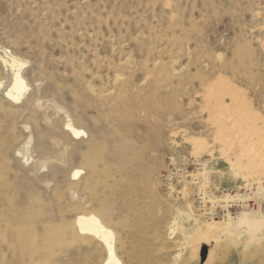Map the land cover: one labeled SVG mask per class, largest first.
<instances>
[{
	"label": "rangeland",
	"instance_id": "rangeland-1",
	"mask_svg": "<svg viewBox=\"0 0 264 264\" xmlns=\"http://www.w3.org/2000/svg\"><path fill=\"white\" fill-rule=\"evenodd\" d=\"M189 156L216 192L256 188L239 217L264 201V0H0V264H102L103 244L75 231L86 212L121 264H264V234L246 242L245 223L204 219L186 187L162 192ZM187 204L234 233H171Z\"/></svg>",
	"mask_w": 264,
	"mask_h": 264
},
{
	"label": "bare ground",
	"instance_id": "bare-ground-1",
	"mask_svg": "<svg viewBox=\"0 0 264 264\" xmlns=\"http://www.w3.org/2000/svg\"><path fill=\"white\" fill-rule=\"evenodd\" d=\"M7 62L10 66L12 82L9 85L8 89L6 90L5 94L10 99L17 102L21 99L23 93L27 90L26 81L21 73L24 63L14 58L8 59ZM65 127L74 136L85 134L83 130L75 128L69 121L65 123ZM193 146H196V144L194 143ZM80 174H81V169L75 168L71 172V177L73 179H77ZM185 206H184L185 208L182 206L176 209L177 216L174 219L171 228H169L170 229L169 231H171V233L176 231V229H180L181 232L183 231L185 240H187L189 236H196V234L198 235V232L200 234L202 233L200 237H204V235H206L207 233H212L218 239L226 237L232 232L234 233L233 230L234 228L233 229L229 228L232 223L226 222L221 225L218 224L217 221H214L213 223L209 222L208 224H203L202 219H200L199 217H195L193 215L194 213L192 214V208L190 207V205L187 204ZM188 221H192L193 225L187 228L184 222H188ZM234 222H236L235 224L245 223L247 225L248 237L246 238V242L257 239L260 236H262V234H264V201L262 202L260 207H258L257 211H255V213L254 212L252 213L250 211V213L245 214L243 217L238 216L237 221ZM74 225H75L74 227L76 228L75 231L77 232L78 235L83 236L85 238L86 236L87 238L89 236H90L89 238L93 237L103 244L106 250V257L103 260L102 264H121V260L115 252L114 231L109 226H107L95 213L86 212L76 215L74 219ZM232 227H234V225ZM77 234L75 233L76 236ZM183 235L181 234V236ZM180 256L181 254L177 253L174 258V261H177L180 258Z\"/></svg>",
	"mask_w": 264,
	"mask_h": 264
},
{
	"label": "built area",
	"instance_id": "built-area-1",
	"mask_svg": "<svg viewBox=\"0 0 264 264\" xmlns=\"http://www.w3.org/2000/svg\"><path fill=\"white\" fill-rule=\"evenodd\" d=\"M212 174L209 162L189 156L183 166L171 165L161 176V190L164 194L175 197L181 195L184 187L191 193L195 211L204 219H235L243 211L253 210L258 205L256 188L247 186L240 193L216 192L211 187ZM261 190H264V183Z\"/></svg>",
	"mask_w": 264,
	"mask_h": 264
}]
</instances>
